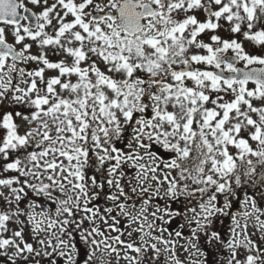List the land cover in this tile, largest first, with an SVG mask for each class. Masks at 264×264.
Here are the masks:
<instances>
[{"label": "snow or ice", "instance_id": "obj_1", "mask_svg": "<svg viewBox=\"0 0 264 264\" xmlns=\"http://www.w3.org/2000/svg\"><path fill=\"white\" fill-rule=\"evenodd\" d=\"M28 2L39 11H32L25 0H0V106L9 103L24 109L7 111L0 117V128L5 130L0 136V159L4 160L0 167L5 173H16L0 178V188L9 192L4 195L0 191L9 206L8 210L0 211V256L5 257L8 264H18V261L28 264L30 260L31 264H42V261L78 264L79 251L69 230L74 226L81 230V239L95 246L89 249L83 264H96V260L104 264L103 255L97 257L98 251L115 253L118 260L120 252L124 251L123 258L128 264H143L144 254L149 249L155 253V258L162 251H170L173 264H182L175 255L176 241L164 239L162 234L153 236V230L159 227L154 221L163 220V216H157L158 205L155 211L149 212L153 199L149 193L159 196V187L152 188L150 184L144 187L141 183L142 203L137 208L121 184L125 174L120 169L128 161L140 169L136 179L141 182L158 180L155 175L158 166L137 164L143 156L139 152L135 155L124 152L115 146V141L131 128L128 147L132 149L135 145L144 149V155L154 164L157 156L150 151V142L171 149L177 155L170 162L161 161L163 167L179 169L182 179L191 178L204 184L200 192H205L210 185L216 186L217 192H231L227 180L220 182L214 178V174H219L221 179L229 177L237 168L230 145L238 150L241 161L245 154H252L264 164V68L244 71L235 66L237 60L245 61L246 66L264 65V55L246 52L243 43L235 38L225 39L218 34L207 36L211 42L203 38L206 30L215 33L220 29L223 20L229 25L230 33L264 46V0ZM197 10L206 14L204 20L198 19ZM47 28L52 29L51 34ZM74 42L78 46H73ZM34 45H38L35 51ZM46 46L54 47L49 51ZM190 47L204 49L208 54L188 57ZM229 49L235 52L231 60L220 55ZM50 53L62 58L53 62L49 59ZM30 62L37 67L26 70L18 66ZM82 62H87V66L82 67ZM192 62L214 65L220 71L191 70ZM176 64L185 67L177 71L173 68ZM222 65L230 75H224ZM46 70H56L57 74L46 76ZM14 73L18 74L15 85ZM26 76L31 79H24ZM72 76L77 77L75 83ZM169 76L173 82H166ZM189 79L193 85L186 83ZM249 81L255 83L254 89L247 87ZM21 83L26 87H20ZM154 88L157 90L153 91ZM224 96L231 98L224 100ZM145 99L150 103L143 102ZM254 101L259 106L254 105ZM149 109L151 112L146 118ZM253 114L258 119H254ZM249 140L257 141L260 150L254 151ZM193 146L198 160L196 175L180 163L190 156ZM90 152L100 166L106 161L115 162L106 170L107 185L116 189L106 199L114 206L104 208V214L99 207H89L90 202L100 196L97 189L104 186L98 183L96 176H86ZM247 163L249 172L255 171L252 161ZM149 172L153 173L151 177ZM164 181H168L167 174L160 183ZM235 183H241L239 175L235 176ZM168 184L166 194L175 198L177 181L173 179ZM25 186L36 196L50 199L55 204L54 214L47 209L35 211L39 207L35 201L27 204V210L21 209V201L28 196ZM130 191L136 194L137 187H131ZM54 192L57 195H53ZM216 199L215 195H210L208 203L200 205L203 223L195 221L193 235L197 230H204L209 243L224 244L221 234L212 227L214 215L224 211L215 206ZM249 202L253 212L245 211V217L260 212L256 201L246 197L245 204ZM13 203L15 211L11 210ZM225 206L230 207L227 198ZM116 209H119L117 215H112ZM77 214H80L78 220ZM22 216H26V220L21 219ZM118 217L127 218V227L138 224L127 235L140 233V244L122 238L124 232L118 226ZM109 220L112 223H108ZM85 221L92 225L90 229H83ZM101 221L110 232L118 234L107 235L99 227ZM256 221L264 232V220L257 215ZM10 224L15 227L10 228ZM233 225L232 237L226 242L230 250L227 264H264V250L247 234V223L241 225L233 217ZM237 229L241 230L239 235L243 239L238 238ZM163 231L165 229L160 228V232ZM175 235L180 237L182 233L177 231ZM145 236L157 243H149ZM260 241L264 243V235ZM158 244L165 247L162 249ZM241 249L247 253L243 259L239 258ZM253 249L260 255L251 254ZM202 255L207 256V253Z\"/></svg>", "mask_w": 264, "mask_h": 264}, {"label": "rangeland", "instance_id": "obj_2", "mask_svg": "<svg viewBox=\"0 0 264 264\" xmlns=\"http://www.w3.org/2000/svg\"><path fill=\"white\" fill-rule=\"evenodd\" d=\"M49 3H52V2L49 1ZM34 8L39 9L36 6H34ZM196 14H197L198 19H200V20H204L206 18V14L200 10H197ZM179 18H183V17H179ZM54 23H55V21H54ZM221 24H222V27L220 29L216 30L215 33H213L212 30H206V35H204V37H203L205 39V42H211L210 40L207 39V36H210L211 34H218V35H221L222 38L227 39V38L231 37V38L237 39L239 42H242L244 45L245 51L250 53V54L264 55V46L256 44L254 41L248 40L239 34L230 33L229 25L227 23H225L223 20H221ZM256 30H258V29H256ZM74 44H75L74 46H78L75 42H74ZM215 46L216 45L214 44V47ZM53 47L54 46H46V49L50 51L51 48H53ZM37 49H38V45H34V51ZM227 52H230L231 54L235 55V52L232 49H229ZM193 54L207 55L208 53L204 49H197L194 47H190L188 52L186 53V56L190 57ZM222 54L223 53H221L220 55L222 56ZM223 57H225V56H223ZM49 58L51 60H53V62H56V61L60 60L62 57L51 55V53H50ZM240 62H241L242 66H246L245 61H240ZM193 63L195 64V69H198L201 71L216 70L214 65H207L203 62H201V63L193 62ZM18 66L19 67H25L26 70H33L37 67V65L35 63H29L27 65L24 64V65H21V66L18 65ZM81 66L86 67L87 62H82ZM254 66H264V65H260L258 63L252 64V65H247V67H254ZM101 67H103V65H101ZM183 67L184 66L180 65V64L173 65V68L177 71L181 70ZM5 71H7V68H5ZM55 74H57L56 70H46V76H51V75H55ZM13 77H14L13 85H15L18 82V74L14 73ZM24 79L30 80L31 78L26 76ZM76 79H77L76 76L71 77V80L73 83L76 82ZM186 83H188L189 85H193V82L190 79L186 80ZM20 87H26V85L21 83ZM247 87L251 90V89H254L256 87V85L248 83ZM222 95H223V93H222ZM230 98L231 97H229V96H224V100H229ZM254 105L259 106L258 102H256V101H254ZM2 106L3 107H0V117H2V115L7 111H13V110L18 111L21 108L18 105L9 104V103H6ZM208 106H211V105H208ZM253 118L258 119V116L256 114H253ZM17 122L19 123V121H17ZM133 126H135V125H133ZM23 130L24 129L22 127L21 131H23ZM4 133H5L4 130L2 128H0V136L4 135ZM130 134L131 133H129V131L126 130V134H124V137L130 139L131 138ZM145 140H147V138H145ZM249 143L253 147L254 151L260 150L261 146L259 145V143L257 141L249 140ZM161 146H162L161 144L155 143L154 146L152 147L154 149V153L157 156V159L155 161V164L152 162V160L149 162L150 167L152 165H157V166H160L159 168H164L163 163H161V161H164V159L167 158L168 155L167 154H159V153L164 152V151L160 150ZM133 148H136V147L134 146ZM229 151L235 157L236 164H237V168H236L235 172L231 174V209H232L231 210V216L228 215V218L227 217L226 218L220 217L219 219L218 218L214 219L213 220L214 224L212 225L213 230H215V231L219 230L222 237L226 238L227 240L231 239V237H232L231 229L234 227L233 217H235L237 220H239L241 225H243L245 222L247 223V225H248V233L247 234L250 235L252 237V239L255 240L258 244H260L261 249L264 250V243H261V241H260V237H261V235H264V232H262L260 230V228L258 227L257 221H256L257 215L260 216L261 220H264V202H263L264 195L261 192H259V188L261 189L262 192H264V185L262 183L259 184L260 179H258V173L263 174V176H264V164L260 163L259 157L252 155V154L249 156L245 155L244 160L241 161L239 159V156H238V150L235 149L231 145L229 146ZM194 152H196V151H195L194 146H193V151L191 153H194ZM101 154H103V153L101 152ZM249 160L252 161L251 167H254L255 171L250 172V174L247 176V174L249 172V167H250L247 163V161H249ZM141 163H143V162H141ZM3 164H4V161L2 163V160L0 159V166H2ZM94 164L99 165L97 163V159H96V156L94 155V153L90 152L89 165L85 169L87 177H91L90 171H91V174H93L94 168H96V166ZM0 168H1L0 171H2V167H0ZM99 168L102 170V168L100 166H99ZM15 174L16 173L14 171H10L7 173L0 172V178H7L10 175H15ZM236 175L240 176L241 183L239 185H237L235 183V176ZM42 179H44L45 183H49V181H47L46 178L42 177ZM215 179L222 181L224 178L221 179L220 177H217ZM245 182L247 183V185L245 184ZM99 183H102V182L100 181ZM25 189L28 192V196L26 199L21 201V203H20L21 209L27 210V204L30 201H35L36 204L39 205V207L35 208V211L39 212L43 209H47L54 214L55 204L50 199L45 198L43 196H36V194L33 193L30 189H27L26 186H25ZM234 189L240 191L242 193V197H240V195H238V194L235 195V193L233 192ZM0 191H2L4 193V195H9V192L7 189L0 188ZM53 195H57V193L54 192ZM246 197L249 198V201L251 199H254L256 201V206L258 209H260V212H254L253 215L250 217H245L243 215V213L245 211L253 212V209L251 207L250 202L247 205L245 204V198ZM95 200H96V198L90 202L89 207H99L102 210L101 214H104L103 209L106 208V206L99 204V203H95ZM221 201H222V199H221ZM257 201L260 202V204H258ZM8 208H9V206L4 202L3 197L0 196V211L8 210ZM11 210L15 211V203H13V205L11 206ZM153 210L155 211L156 209H153ZM118 211L119 210L116 209L112 213V215H115V213L117 214ZM162 211H165V209L161 208L159 212H162ZM159 212H157V216H159L161 214ZM79 218H80V214H77L76 219L78 220ZM167 218H168V216L165 215V217H163V220L165 221ZM21 219L26 220V216H22ZM198 220H201V222L203 223V217H199ZM108 223H112V221L109 220ZM127 225L128 224H126L122 230L124 232V236L122 238L127 239V240H132V241H135L137 244H140L141 243V241L139 239L140 233L133 232L131 237H129L127 235V233L129 231H132L133 228L138 227V224H133L131 227H127ZM12 227H15V226L10 224V228H12ZM91 227H92V225L89 222L85 221V224L83 225V229H90ZM99 227L102 230H104L107 235L114 236V235L118 234L116 232H110L107 228V225H105L102 221L99 223ZM69 230L72 231V237H73L72 242L75 243L76 248L79 251V255L77 256L78 264H83L84 259L87 258V254L89 253V249L91 247H95V246L90 245L89 243H87L86 241L81 239V230L74 229V226H72V228H70ZM147 231H148V229H147V227H145V232H147ZM236 231L238 234V238L243 239V236L239 235L241 230L237 229ZM201 232H203V234H206V231H204V230H201ZM165 233H166V238H167V230L163 231V233H161L160 230H156V228L153 230V236L162 234L163 238H165ZM86 234L87 233H85V235ZM5 235H9V233H6ZM95 238L101 239V237H99V236H96ZM65 239H67V237H65ZM89 239H91V237ZM145 239L148 240L149 243H157V241H155L151 237L145 236ZM196 241L197 240H195L193 243H195ZM217 243L221 244L219 242H217ZM159 246H161L162 249L165 247V245H163V244H158V247ZM205 246H206V244H204V246H196V247H191L189 249L176 247L175 255L181 260L182 264H209L208 262H211L210 264H214L216 261L215 259L218 258V255H216L217 253L212 254L210 251L209 252L205 251L204 250V249H206ZM208 246L210 247V245H208ZM221 246H223V244ZM197 249H199V251ZM209 250H211V249H209ZM223 250H224L225 256H221V264H227L228 258L230 257V250L226 249V247H224V246H223V248L220 249V251L222 252ZM202 252L207 253V256L202 255ZM129 254L137 255L136 253H129ZM246 254H247L246 250L241 249L239 258L243 259ZM251 254L260 255V253L256 252L255 249H253ZM101 255H103L104 264H128V261H126L123 258L125 255L124 251L120 252L119 260L117 259V256L115 253H112L109 255L107 253H102V252L98 251L97 257H99ZM171 257H172V253L170 251L169 252L162 251L160 253L159 257L155 258V253L151 249H149L144 254L143 264H173ZM95 259L96 258L94 257V260ZM0 264H8L7 259L3 256H0ZM18 264H24V262L18 261ZM28 264H31V260L28 262ZM42 264H45V262L42 261ZM96 264H100V261L96 260ZM258 264H259V262H258Z\"/></svg>", "mask_w": 264, "mask_h": 264}, {"label": "flooded vegetation", "instance_id": "obj_3", "mask_svg": "<svg viewBox=\"0 0 264 264\" xmlns=\"http://www.w3.org/2000/svg\"><path fill=\"white\" fill-rule=\"evenodd\" d=\"M49 1L53 2V0H49ZM25 3H28L29 8L32 9L33 11H36V12L39 11V9L34 8V6L31 5L28 2V0H25ZM21 13H23V10H21ZM68 19L69 20L72 19L71 15L68 17ZM22 23L27 24L28 21H22ZM46 30L49 31V33L51 34V32H52L51 28H47ZM74 45L75 44H73V46ZM92 58L96 59L95 56H93ZM9 62L11 63V59H9ZM30 63H34V62H30ZM19 65L21 66L24 64H19ZM224 69L226 70V72H228V70L225 66H224ZM166 82H172V79L170 76L167 77ZM156 90L157 89H155V88L153 89V91H156ZM213 95H215V94H213ZM221 95H222V93H221ZM143 102L150 103V101L147 99H145ZM0 107H2V106H0ZM149 112H151V109H149L148 112L145 113L146 118H149L148 117ZM194 127H196V126L194 125ZM126 130H128L129 133H131V128H128ZM124 134H126V131L123 133V136L121 139L115 141V146L120 148L121 150H123L126 153L131 152L133 155H135L136 152H139V154L143 156V159L138 160L137 164L143 162V164H145L147 167H150L149 162L151 161V159L147 155H144L145 150L144 149H138V148L130 149L128 147V142L130 139L125 138ZM145 141L147 142V140H145ZM150 143L152 144V147H153L156 142L152 141ZM152 147H151L150 151H152L154 153V149ZM160 150L164 151V152L159 153V154H167L168 155V157L165 158L163 161L165 163L170 162L171 159L175 158V156L177 155L171 149H166L163 146L160 147ZM113 163H115V162L114 161H110V162L106 161L103 166L94 164L96 166V168H94L93 174H91V171H90V176L95 175L97 177L98 183L101 181L102 184L104 185L103 188L97 189V191L100 192V196L98 198H96L95 203L102 204L106 207L114 206L113 202L106 199V197L108 195L112 194L113 192H116L115 188L108 186L106 183V179L108 178L106 170ZM180 163L183 166H186L189 169V171L192 172V175H196L195 166L198 163L196 152L191 153L187 159L180 161ZM99 166L102 168V170L99 168ZM151 167H157V165H152ZM159 167L160 166L157 167V171L155 173V175H157V177H158V180H150L149 179V180H145V181L141 182V181H138L136 179V174L138 171H140V169L135 167L131 161H128L125 164H123L121 166V169H120L125 174L124 177L121 178V184H122V186L125 187V191L132 196V201H134L136 203L137 208H139L140 204L142 203V200L139 198V187L141 186V183H142V186H144V187H148L149 184L152 186V188L159 187V189H160L159 196H156L154 192L149 193V195H151L153 197V199L149 205V212L154 211L153 209H156V207L158 205L160 207V209L161 208L167 209V212H171V213H173V215L169 216L166 211L159 212V213H161L159 216L165 217V215H166V216H168V218L165 221L164 220L163 221L162 220H155L154 223L159 226L156 228V230H160V228L167 230V238H166V233H165L164 239L176 241L175 247L189 249L194 244L196 246H204V244H206V246H205L206 249H204L205 251H207V252L210 251L212 254L217 253L216 255H218V258L215 259L216 261L214 264H221V256H225V254H224V250L221 252L220 249L223 248V246L226 247V242L229 239L227 240L226 238L221 236L222 240L225 242L223 244V246H221L222 244H218L217 242L216 243L215 242L209 243L207 233L203 234V232H201V230H197L196 234L193 235V230L196 229L195 221L198 220L199 217H203V210L201 209L200 205L201 204H207L210 195H215L217 197V199L213 202L215 204V206L217 208L224 209L223 213H216L212 219L213 220L216 218L219 219L220 217H225V218L227 217L228 218V215L231 216V192H227V191L224 193L217 192L215 190L216 186H214V185L208 186L207 190L205 192H200L199 189L204 188L205 187L204 184L196 183L191 178L186 179V180L182 179L180 176V170L179 169H165V168H159ZM207 167L208 166H206V170H207ZM165 174L168 175V181H171L173 179H175L177 181L176 191H177L178 195L175 198H173L170 194H166L167 188L169 186L168 181H164L163 184L160 183V181L164 180ZM249 174H250V172L247 174V176ZM148 175H149V177H151V175H153V173L149 172ZM185 175L187 176L188 173L186 172ZM217 177H219V174H214V178H217ZM258 179H260L259 184L262 183L264 185L263 174L258 173ZM224 180H227L231 186V174L229 177H225L220 182H224ZM245 184L247 185L246 182H245ZM185 185H187V188L184 187ZM131 187H137V193L136 194L131 193V191H130ZM233 192L235 193V195L239 194L240 197H242V194L240 193V191L234 189ZM259 192H261L264 195V192H262L260 188H259ZM226 198H227L228 203L230 204V207L225 206ZM221 199H222V201H221ZM122 200H123V198H122ZM132 201H129V203H131ZM263 202H264V197H263ZM193 209L195 211H193ZM117 210H119V209H117ZM177 212L180 214L175 215V213H177ZM115 215H117V214H115ZM118 219H120L119 227L121 228V230H123L125 225L128 224V220H127V218H123V217H118ZM149 219H150L149 220L150 222L153 221V218L151 216H149ZM181 226H183V227H181ZM177 231H180L182 233V235L180 237H177L175 235V233ZM217 231L219 232V230H217ZM125 240H127V239H125ZM195 240H197V241L195 243H193ZM208 245H210L211 248ZM168 247L170 248L172 246L169 245ZM209 249H211V250H209ZM226 249H227V247H226ZM208 263L210 264L211 262H208Z\"/></svg>", "mask_w": 264, "mask_h": 264}, {"label": "water", "instance_id": "obj_4", "mask_svg": "<svg viewBox=\"0 0 264 264\" xmlns=\"http://www.w3.org/2000/svg\"><path fill=\"white\" fill-rule=\"evenodd\" d=\"M32 21H33V23H34V21H35V18L33 17L32 18ZM225 59H228V60H231V59H233L234 58V56L233 55H227V56H225L224 57ZM238 64H239V60H237V61H235V66H238ZM237 68H240V69H242V70H244V71H248V70H251V69H253V68H264V67H252V68H243V67H240V66H238ZM190 69L192 70V66H190ZM220 71V70H219ZM219 71H217V72H219ZM224 75L225 76H227L226 74H225V71H224ZM230 75V74H229Z\"/></svg>", "mask_w": 264, "mask_h": 264}, {"label": "trees", "instance_id": "obj_5", "mask_svg": "<svg viewBox=\"0 0 264 264\" xmlns=\"http://www.w3.org/2000/svg\"><path fill=\"white\" fill-rule=\"evenodd\" d=\"M18 111H22V108H20ZM2 161H4V160L2 159ZM0 172H3V171H0Z\"/></svg>", "mask_w": 264, "mask_h": 264}]
</instances>
